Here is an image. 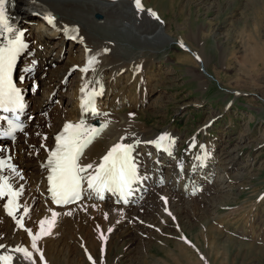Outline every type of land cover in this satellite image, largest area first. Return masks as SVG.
Wrapping results in <instances>:
<instances>
[{"label": "rangeland", "instance_id": "1", "mask_svg": "<svg viewBox=\"0 0 264 264\" xmlns=\"http://www.w3.org/2000/svg\"><path fill=\"white\" fill-rule=\"evenodd\" d=\"M141 3L145 7L142 15H149V10L154 12L157 18H152L166 36L140 44L127 30L132 28V33H137L138 28L130 23H138L142 18L133 17L127 22L116 14L115 17H121L119 24L124 26L120 36L113 29L98 31L116 40L111 42L115 52L130 56L129 53L144 54L149 60L146 68L136 74L120 71L117 100L121 96L127 104L115 110L106 109L107 117L127 113L137 129L152 130L151 135L172 132L177 142L171 155L181 161L183 173L202 155L213 162L217 176L213 183L202 185L207 189H202L198 197L184 195L173 208L160 206L148 213L143 221L146 226L138 225L149 234L145 236L148 241L142 244L129 246L130 243L123 241L122 245L116 241L101 252L103 247L96 239L90 240L89 249L85 245L73 247L72 241H68L74 254L79 255L80 250L76 262L264 264V0H141ZM39 29L43 32L39 25L32 26L35 33ZM81 29L94 34L92 24H83ZM99 40L108 44L102 36ZM70 42L75 41L68 40V45ZM57 47H49L53 55ZM40 51H43L41 47ZM64 51L65 48L60 55V67L71 64L69 54L63 56ZM254 52L258 58L252 61ZM78 56L73 57L80 64ZM38 61L33 62L34 71L30 72L35 78L38 68H43L42 61ZM56 67L51 65L50 70ZM80 68L71 67L61 80L62 86L67 82L70 85L64 89L68 97H73L72 90L79 85ZM43 75L44 72L40 73V78ZM109 76L108 72L104 79L108 80ZM54 80L58 82L57 77ZM29 83L26 85L29 90L36 87L32 90V96L37 99L34 101L47 99L53 106L66 107L59 95L45 93L44 83ZM142 89L148 107L130 106L140 99ZM120 90L125 92L121 95ZM33 105L30 103L28 108ZM140 148L136 150L139 152ZM151 159L152 155L145 166L152 164ZM168 175L165 169L161 177L172 180V174ZM27 183L24 182L26 190H34ZM180 185L181 176L176 181L178 188ZM139 235L144 237L142 232ZM89 256L93 261H89ZM70 263L75 264L71 261L67 264Z\"/></svg>", "mask_w": 264, "mask_h": 264}, {"label": "bare ground", "instance_id": "2", "mask_svg": "<svg viewBox=\"0 0 264 264\" xmlns=\"http://www.w3.org/2000/svg\"><path fill=\"white\" fill-rule=\"evenodd\" d=\"M127 1L128 0H7V3H14L13 11L19 16L18 26L19 29L25 31L24 36L27 37L26 41H30L32 36L35 40L34 46H31L25 54L24 65L17 71L18 83L23 87L24 92L27 93L26 102L29 105L30 103L34 105L31 109L27 108L26 113L22 115L25 123H27V129H24L20 134H16L15 141L0 138V147L4 149V151L0 152V157L10 156L11 163L16 166L20 174H23L22 179L19 176H14L10 182L16 189L22 188L23 190L19 200L21 207L16 215L17 217L24 215V208H28L29 211L24 215L23 220L26 228L31 229L32 232L35 233L39 230L40 220H50L52 218V211L58 213L50 234L44 236L38 242V247L41 248L45 257V264H59L61 262L67 264L68 261L79 264L81 260L80 262H76V258L78 259L80 257V250L79 255L78 252L74 254L71 245H73V247L85 245L89 249L90 240L92 239H96L95 242L98 240L97 243H99V245L101 244L103 249L106 246L113 245L116 241L121 242L122 245H124L125 242H127V244L130 243L129 246L142 244L144 241H148L145 237L146 235L149 236L148 232L138 227L139 224L146 226V224H143V221H145L144 217H146L148 213L154 212L156 208L160 206L164 208H173L183 200L182 198L184 195H187V197L188 195L192 196V198L196 195L198 197L202 189H207L206 184L213 183V178L217 176L213 168V162L208 159L205 160L202 155L199 156L198 160H194L190 163L191 167L188 169L187 173H183L184 169L181 161L177 160L176 157L172 158L171 155V151H174L173 146H175L177 142V136L172 132L165 130L166 132L162 134L151 135L153 133L152 130H144V127L137 129L136 125L134 126L132 121L128 119L127 113L112 114L113 116L111 117L103 115L106 113V109L115 110L127 104L120 95V98L117 100L118 93H116V87L118 85L120 71L127 70L136 74L137 71L146 68L149 64V60L144 54L134 55L129 53L131 54L130 56L125 53L121 54L119 51L115 52L112 43H114L113 41L116 42V40L106 37L107 34H99L98 31L107 32L113 29L116 31L115 34L120 36L121 28H124V26L120 25L119 19L122 17L125 21L129 22L130 20L128 19L134 17L136 20L142 18V21L138 23H134L133 21L130 23L132 25L135 24L138 28V32L132 33V28L130 31L127 30V32H129L130 36L140 44H148L151 41H155L156 38L158 39L165 35L163 32L164 30L161 31L152 16H149L145 12L143 15V12H138L134 6V0L130 2V5H126ZM142 7L143 9L145 8L144 4H142ZM46 13H50L55 17L53 24H49L44 19ZM95 14L97 18L94 16ZM115 14L121 17L119 16L120 18H117L118 16L115 17ZM122 22L124 23L123 20ZM87 23L94 25V34L86 33L81 29V26ZM35 24L37 26L39 25L43 29V32L39 29V31L35 33L34 30H32V26ZM66 27L70 30L68 33L64 31ZM73 28L78 29V32H72L71 29ZM27 32H29V34H26ZM69 36H74L75 42H70L68 45L67 38ZM101 36L103 40L108 41V44H104L103 41L99 40ZM52 45L58 46L55 55L52 54L54 51L52 52V50L49 49ZM40 47L43 51H40ZM63 48H65L63 56L69 54V61L71 64L60 67L59 65L62 62L60 55ZM48 53L51 55L49 58H46L45 55ZM76 54H79L80 64L77 62L78 60L73 57ZM91 55L96 56V63L93 65L94 71L89 70L87 73L80 71L78 75L80 82L79 85L72 90L73 97L66 96L67 94L64 93V89L70 85L67 84V82L62 86L61 80L64 79L66 72L71 67L82 66L83 68L86 59ZM252 55H254V57L251 58L252 61L254 58H258L255 52ZM34 60H41L43 65V68H38V73L36 74L38 76H36V78L30 73L31 70L34 69L32 65ZM51 65L57 66V69L50 70ZM43 72L44 75L40 78L39 75ZM108 72L110 76L109 79L106 80L107 78L104 79V77ZM21 76L26 77L23 82L20 80ZM56 77L58 82L54 80ZM24 81H27L26 84H24ZM39 81L44 83L46 87L45 93L52 94L53 92L54 95H59V97L64 100L66 107L53 106L50 100L47 99L38 102L34 101L37 99L32 96V90H29L26 85L28 82L32 84L33 82L36 83ZM96 81L100 83L97 84ZM30 83L29 85H31ZM84 84H88L87 91H90L92 88L99 91L101 86L103 88V93L96 97L95 107L97 114L95 116L91 115L88 111H85L82 115L81 87ZM139 94L138 96H140V99L133 105H129L133 107L138 105L139 108L146 109L148 105L146 97H144L143 89ZM100 104L102 105L101 107ZM81 119H84L85 124L91 127H95L92 126L94 121L99 122V125L95 127L98 130V134L87 146L84 156L82 157V162L85 164L89 162L98 164L103 156L106 155L116 143H133L136 139L140 141L132 153L137 163L140 180L134 186L131 197L128 198L127 202L122 203L118 198L109 193H105L103 200L95 197L89 199L87 189H85L83 200L76 205L66 208H55L51 205L47 191V168L42 166L46 165L45 158L51 148L52 136L60 131L65 123L75 124ZM105 123L107 126L100 129V125ZM0 129H2V126ZM161 135H166L168 139L159 141L158 138ZM121 137H127V139L121 141ZM148 142L165 143V151L156 154V148L152 146L153 143ZM41 145H43V147ZM139 146L142 148H140L141 151L138 152ZM150 155H152V164L150 166H145L147 158ZM165 169H167L169 175L172 174V180H170L169 177L165 180L162 179L161 174ZM178 169H180V171ZM4 174L8 175L7 169H5ZM179 176H181L182 185L178 188L176 186V181ZM25 181L32 185L31 187H33L34 190H31V192L26 190L27 187L24 185ZM202 185L206 186L202 187ZM209 188L212 189L211 187ZM154 194H159V197H157L158 195L155 196L157 198L153 197ZM162 197L164 199H162ZM3 205L4 201L0 200V245L4 246L0 248V255H11L14 258L13 264H24L19 254L10 252V250L17 246L28 247L30 249L29 236L27 232L19 228L16 222L6 214ZM69 211H71L72 215H65V213ZM35 214L38 216H34ZM105 214H107V218H105ZM109 229H111V231H109ZM158 231L160 230L158 229ZM140 232L144 234V237L139 235ZM101 235H103L105 239L101 240ZM112 240L115 241L113 242ZM68 241H72V244L70 245ZM147 244L149 245L150 242H147ZM90 246L92 247V245ZM85 249L83 251H85ZM71 256L72 259H69ZM36 259L39 264V258L36 257Z\"/></svg>", "mask_w": 264, "mask_h": 264}, {"label": "snow or ice", "instance_id": "3", "mask_svg": "<svg viewBox=\"0 0 264 264\" xmlns=\"http://www.w3.org/2000/svg\"><path fill=\"white\" fill-rule=\"evenodd\" d=\"M135 8L138 12L144 9L141 0H134ZM7 0H0V112L8 113L9 116H0V122H4L6 127L0 129V138L6 137L15 141V134L23 131L24 124L20 121V114L25 111L26 105L22 89L13 81V71L16 68L17 60L21 53L28 47L24 40V33L15 29L9 22L7 15ZM149 15L156 17V14L149 10ZM44 19L53 24L55 17L46 13ZM65 33L70 30L66 27ZM72 32H78V29H71ZM75 38V37H73ZM181 47H184L181 43ZM199 59V57H196ZM96 63V56L91 55L86 59L85 66L79 70L83 73L94 71L93 65ZM31 71H34L32 69ZM26 79L21 76L20 80ZM99 84V81H96ZM88 84L81 87V112L82 115L88 111L91 115L97 114L95 101L98 95L103 93V88H92L87 91ZM33 91L36 87L33 86ZM103 115L107 116L108 113ZM130 116L133 114H129ZM107 124L100 125V129ZM98 130L95 127L87 126L84 119L78 123H65L62 132L55 137V148L49 152L46 165L48 171V193L52 204L62 207L81 201L85 193V184L88 198L104 199L105 193L117 195L119 200L127 202L132 194L133 185L140 180L137 163L133 157V150L140 143L138 139L133 143H116L103 156L97 164L95 162L83 163L85 149L92 142ZM46 138V137H45ZM127 137H121V141ZM168 139L166 135H161L158 140ZM153 143V142H148ZM43 147V145H41ZM4 151L0 147V152ZM199 159V158H198ZM7 169L8 175L4 174ZM14 176H20L15 165L11 163V157H0V200L6 199L3 207L6 214L11 217L17 226L27 232L30 239V249L28 247L17 246L10 250L19 254L24 264H38L36 257L39 258V264H45V257L38 242L46 235L50 234L51 228L58 215L56 211L51 212V219H42L39 221V230L35 233L24 226V215L28 213V208H24V215L17 217L16 213L20 210L19 197L22 195V188L16 189L10 182ZM23 178L22 176L20 177ZM162 199H164L162 197ZM65 215H72L71 211ZM107 218V214H105ZM111 231V229H109ZM101 240L105 239L101 235ZM0 245V248H3ZM103 252V248L101 249ZM13 256L0 255V264H13ZM89 261H93L91 256ZM93 264L95 262L93 261ZM102 264V261H101Z\"/></svg>", "mask_w": 264, "mask_h": 264}]
</instances>
